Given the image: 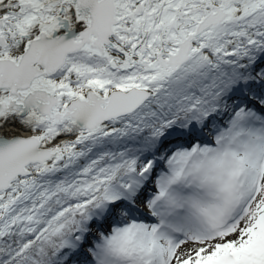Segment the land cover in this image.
<instances>
[{
	"label": "snow or ice",
	"instance_id": "snow-or-ice-1",
	"mask_svg": "<svg viewBox=\"0 0 264 264\" xmlns=\"http://www.w3.org/2000/svg\"><path fill=\"white\" fill-rule=\"evenodd\" d=\"M0 264H264V0H0Z\"/></svg>",
	"mask_w": 264,
	"mask_h": 264
}]
</instances>
